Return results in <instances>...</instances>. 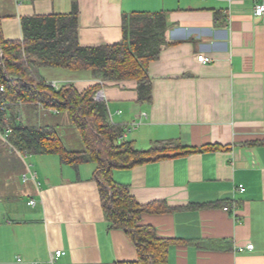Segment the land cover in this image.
Listing matches in <instances>:
<instances>
[{
  "label": "crops",
  "instance_id": "crops-1",
  "mask_svg": "<svg viewBox=\"0 0 264 264\" xmlns=\"http://www.w3.org/2000/svg\"><path fill=\"white\" fill-rule=\"evenodd\" d=\"M262 2L77 0L83 46L121 42L125 14L166 13L167 44L149 64V103L138 101L134 80L103 83L91 70L42 69L50 82L78 91L100 85L111 120L127 127L125 139L138 149L176 141L193 150L113 171L140 204L176 208L141 219L173 240L161 264H264V15H255ZM72 10L73 0H0V32L19 40L22 17ZM96 168L75 170L57 155L22 156L0 145V264L136 261L133 241L105 218ZM249 244L253 250H238ZM56 250L66 254L52 258Z\"/></svg>",
  "mask_w": 264,
  "mask_h": 264
},
{
  "label": "trees",
  "instance_id": "trees-1",
  "mask_svg": "<svg viewBox=\"0 0 264 264\" xmlns=\"http://www.w3.org/2000/svg\"><path fill=\"white\" fill-rule=\"evenodd\" d=\"M78 14L73 0L71 13L22 17V39L6 40L0 32V130L10 129L8 147L22 156L57 155L75 170L95 163L93 179L109 227L123 230L137 249L138 259L126 264H161L173 240L159 237L156 228L141 224V219L144 213L163 214L176 208L165 201L140 204L129 185L114 180L113 171L193 150L176 141L138 149L134 141L125 139L127 127L111 120L107 102L96 99L100 85L84 91L73 84L56 88L42 69L91 70L103 83L134 80L138 101L149 103L153 99L149 64L167 44L170 24L164 12L125 14L121 42L83 46ZM67 129L79 137L80 149L67 145Z\"/></svg>",
  "mask_w": 264,
  "mask_h": 264
},
{
  "label": "built area",
  "instance_id": "built-area-1",
  "mask_svg": "<svg viewBox=\"0 0 264 264\" xmlns=\"http://www.w3.org/2000/svg\"><path fill=\"white\" fill-rule=\"evenodd\" d=\"M255 15L257 17H262L264 15V2L259 3L256 6V8H255ZM198 60L200 62H204V63L210 61V59L207 58L205 55H200L198 57ZM51 84L53 86H55L56 88H59L61 86L56 81H51ZM1 90H3V88H1ZM104 97L105 96H104V92L103 91H99L97 93V95H96V99H98V100H104ZM1 109L4 110L5 109V106L4 105H1ZM10 133H11L10 129H6L5 131L0 130V145H3V144L9 145V136H10ZM28 168H30V166ZM31 177H32V179L35 180L36 179V174L34 172H31ZM25 179L27 180V176L26 175H25ZM244 190H245V188L242 187L241 188V191H244ZM30 204L31 205H34L35 204V200H31ZM245 248H247L248 250H253L254 249V246H253V244H249L246 247H243V246L242 247H239L238 250L239 251H243V250H245ZM65 254H66V252L63 251V250H56L52 254V258H54L55 256H63ZM17 260L19 262H22L23 261V259L21 257H18ZM31 264H41V263L39 261H33Z\"/></svg>",
  "mask_w": 264,
  "mask_h": 264
},
{
  "label": "rangeland",
  "instance_id": "rangeland-1",
  "mask_svg": "<svg viewBox=\"0 0 264 264\" xmlns=\"http://www.w3.org/2000/svg\"><path fill=\"white\" fill-rule=\"evenodd\" d=\"M65 139L67 142V145L71 148V149H80L82 146V143L79 139V137H77L75 131L73 129H67L65 132ZM92 164V163H90Z\"/></svg>",
  "mask_w": 264,
  "mask_h": 264
}]
</instances>
